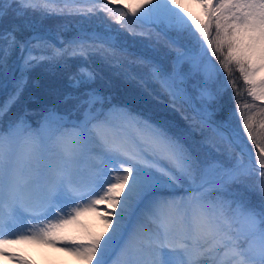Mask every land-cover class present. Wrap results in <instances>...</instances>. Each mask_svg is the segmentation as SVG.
<instances>
[{"label": "snow or ice", "instance_id": "snow-or-ice-1", "mask_svg": "<svg viewBox=\"0 0 264 264\" xmlns=\"http://www.w3.org/2000/svg\"><path fill=\"white\" fill-rule=\"evenodd\" d=\"M109 3L120 7L114 10ZM191 4L196 12L185 7L182 0H104L98 7L121 28L124 18L131 16L150 28L162 26L195 36L198 53L178 52L170 69L139 59L150 65L151 79L173 102H192L186 83L193 74L204 79L197 97L201 101L211 103L227 90L210 86L219 76L212 58L229 77L234 70L239 73L253 103L241 105L238 98L243 93L236 82L229 79L226 83L235 93V112L243 134L256 150L255 165L251 160L247 167L243 165L242 156L249 149L240 130L230 123L231 116L218 123L207 104L193 107L232 151L239 149L236 162L230 166L211 156L203 160L192 156L170 133L167 121L153 123L114 104L105 111L103 105L111 104V97L95 89L87 90L80 100L78 118L75 113H61L53 107L33 122L28 119L32 113L25 110L14 121L0 125V133L26 128L39 138L56 130L73 129L79 135L82 151L95 160L86 183L38 205L20 204L0 210V258L9 264H35L22 247L32 246L57 250L74 257L78 264H204L205 260L210 264H243L242 258L248 256L247 244L236 225L244 217L264 231V208H252L232 195L213 198V193L228 192L231 184L254 175L257 166L259 186L264 189V0H191ZM9 8L17 17L28 9L57 11L49 0H4L0 3V18ZM77 10L93 12V8ZM15 31L0 33V87L11 84L13 89L0 105V117L23 92L28 73L53 59L36 52L42 43L50 44L46 37L34 34L21 42ZM89 41L108 52L122 47L120 35L108 26L103 32L78 37L73 43L80 49L79 54H86L84 45ZM16 47L17 60L9 64ZM122 50L127 53V47ZM62 55L63 50L57 49L56 58ZM184 63L189 65L187 73L181 70ZM95 78V73L81 67L70 80L73 87H79ZM73 98L66 96L65 101ZM128 129L135 132V138ZM179 189L182 193L177 195ZM146 220L155 225L154 230L145 226ZM261 261L264 264V257Z\"/></svg>", "mask_w": 264, "mask_h": 264}, {"label": "trees", "instance_id": "trees-1", "mask_svg": "<svg viewBox=\"0 0 264 264\" xmlns=\"http://www.w3.org/2000/svg\"><path fill=\"white\" fill-rule=\"evenodd\" d=\"M3 2L4 0H0V3ZM50 3L57 11L47 13L41 8L28 9L23 16L17 17L9 8L7 14L0 18V33L12 31L15 28L16 39L21 42L28 40L34 34L46 33L61 40H67L79 27L90 29L93 26V28L98 27L104 30L105 26H108L112 32L120 35L121 41L133 43L134 50L158 61L172 59L175 53H178V46L172 44L162 33L152 31L149 27L138 28L124 20V26L121 28L115 21L109 20L107 13L99 9V2L83 5ZM15 7L16 5H12V8ZM87 8H93V12L77 10ZM98 15L101 19L97 18ZM57 49L63 50V55L59 58H56ZM84 49L86 54L81 55L76 44L66 43L63 47L56 46L53 42L45 47L41 44L36 50L37 54L52 56L53 59L43 61L28 73L27 85L5 115L0 117V125L14 121L23 115L25 110L32 113L28 119L35 122L45 110L53 107L61 113H75L76 117H79V112L82 111L77 109L80 100L85 98L84 94L87 90L95 89L104 97H111L113 103L134 110L137 114L146 113L152 118H161V120L171 118L173 123L190 128L195 134L194 139L200 140L203 134L199 126L205 123L197 121L191 113L185 114V110L173 102L157 82L149 77L145 78L142 72H146L147 65L140 63L135 55L117 49L114 52H108L92 44L91 46L85 44ZM18 55L19 48L16 47L9 56V64L16 61ZM81 67H86L95 73L96 78L90 83H81L79 87H73L70 77L77 76ZM226 76L221 88L227 90L212 101V119L218 123L226 121L228 115H236L237 101L233 98L235 93L231 85L226 83L227 80L235 81L237 89L242 91L243 94L238 98L241 105L253 103L252 99L246 95L239 73L234 70L231 77L227 74ZM2 89L0 87V90ZM12 91V85L9 84L0 99L1 105ZM69 95L74 98L65 101V97ZM232 125L242 130L239 115L232 120Z\"/></svg>", "mask_w": 264, "mask_h": 264}, {"label": "clouds", "instance_id": "clouds-1", "mask_svg": "<svg viewBox=\"0 0 264 264\" xmlns=\"http://www.w3.org/2000/svg\"><path fill=\"white\" fill-rule=\"evenodd\" d=\"M91 154L82 151L78 133L60 129L40 136L26 128L0 133V210L38 205L86 183L92 174ZM246 239L243 264H262L264 231L244 217L236 225Z\"/></svg>", "mask_w": 264, "mask_h": 264}, {"label": "rangeland", "instance_id": "rangeland-1", "mask_svg": "<svg viewBox=\"0 0 264 264\" xmlns=\"http://www.w3.org/2000/svg\"><path fill=\"white\" fill-rule=\"evenodd\" d=\"M79 5H83L85 3H90L91 1H96V0H77ZM103 1V0H101ZM104 2V1H103ZM185 7H188L190 11L196 12L197 9L195 8L194 5H190L188 3H184ZM110 6L116 7L119 9V5L109 3ZM98 19H101V16H97ZM109 20L114 21V18L109 17ZM124 20L127 21V23L137 26L138 28H143L147 25L142 24L140 21L136 20L135 18L128 16L125 17ZM150 28V27H149ZM152 31L162 33L164 37L166 36L167 39L174 45L181 44L182 50L178 48V52H184L189 55L198 53L199 48L198 45H192L191 43H196V38L193 35H190L188 31L184 32H175V31H169L166 29H163V27H151ZM104 30H101L98 27H90V29L87 28H77L71 36V43H73L78 37H80L83 33L91 34L93 32H103ZM115 33V32H113ZM176 35V36H175ZM48 39L49 42H56L58 45H60V40L50 37L49 35L43 36ZM53 39V40H52ZM91 42V41H89ZM94 43V42H91ZM49 43H42V47L47 46ZM197 44V43H196ZM133 43L127 42L122 40V47H127V52L130 54H133L137 57V59H140L141 57L144 58L145 60H152L154 63L162 64L165 68L167 67L170 69L173 61L176 60L177 58V53H175L174 57L172 59L167 58L166 60H156L148 55H145L144 53L134 50L132 48ZM121 48H117L119 50H122ZM185 47V50H184ZM123 51V50H122ZM210 55V54H209ZM166 61V62H165ZM212 63L216 65L217 70L219 71V76L215 79V82L212 83L210 86L213 90L219 89L222 87V85L225 82V78H227L226 73L220 68L219 63L215 60V58H212ZM170 64V65H169ZM146 67V66H145ZM150 65H147L146 67V72H142V75L146 77H150V72H149ZM189 65L188 63H184L181 66V70L185 73L188 72ZM154 81V80H153ZM156 82V81H155ZM158 86L161 87V85L157 82ZM204 86V79L200 74H193L189 76L186 87L188 90V93L190 94L192 98L191 103H185L180 100H176L175 102L179 104L184 110L185 114L187 113L190 114L199 122L203 123L204 121L201 119L200 115L196 113L194 110L193 105H195L197 108L201 107L202 104H207L208 108L210 111L213 109V104L208 103L207 101H201L197 99L199 95V89ZM9 87V85H8ZM7 87V88H8ZM7 88H3L0 90V99L2 98L4 92L6 91ZM162 88V87H161ZM165 94H167L165 92ZM247 95V94H246ZM168 96V94H167ZM244 96V95H243ZM9 96L6 97V101L8 100ZM170 98V97H169ZM5 101V102H6ZM146 101V100H145ZM3 102V104L5 103ZM2 104V105H3ZM118 105L117 103H113L111 101V104L105 103L103 105V108L105 111L111 107V105ZM1 105V104H0ZM120 106V105H118ZM134 112V110H130ZM146 114V113H145ZM238 113L236 115H228L227 120H229V117L231 116L230 123L232 124V120L237 117ZM148 114L144 116L145 118L149 119ZM152 118V117H150ZM156 121H160V119L152 118ZM164 121H167L169 123V131L170 133L178 138L180 142L185 146V148L191 153L192 156L196 157L198 160H203L209 156L212 158L219 160L223 162L225 165L230 166L231 164L235 163L237 160V154L239 152V149L237 148L236 151H232L231 148L228 146V144L223 141L217 134H215L211 128H209L206 124L201 125L200 127V132L203 134V136L200 138V140L194 139L195 134L194 132L188 128V127H182L178 124L173 123L174 121L171 120V118L168 120L164 118ZM153 123H156V121L151 120ZM128 134L135 138V132L132 129H128ZM241 132V139L244 141L246 147L249 149L248 153H244L242 156L243 160V165L245 167L248 166L249 161L251 160L252 164L255 165V148L251 146L246 139V136L243 134V131ZM261 182V178L259 177V169L257 166V171L254 175H250L247 177H243L241 179V182L239 183H233L229 186V191L228 192H223V193H213V198L216 196H224L228 197L229 195H232L235 199L237 200H243L245 201L250 207L255 208V209H262L264 208V189H262L259 185ZM180 191L182 189H179ZM178 190V191H179ZM178 193L180 195L182 191Z\"/></svg>", "mask_w": 264, "mask_h": 264}, {"label": "bare ground", "instance_id": "bare-ground-1", "mask_svg": "<svg viewBox=\"0 0 264 264\" xmlns=\"http://www.w3.org/2000/svg\"><path fill=\"white\" fill-rule=\"evenodd\" d=\"M182 2L192 5L191 0H182ZM179 191L177 190V195ZM145 226L149 230L155 229V225L148 220L145 221ZM22 247L25 248L27 254L31 257V259L35 261V264H78L74 257L67 256L66 254L61 253L57 250L32 246ZM0 264H9V262L4 258H0ZM204 264H210V262L205 260Z\"/></svg>", "mask_w": 264, "mask_h": 264}, {"label": "water", "instance_id": "water-1", "mask_svg": "<svg viewBox=\"0 0 264 264\" xmlns=\"http://www.w3.org/2000/svg\"><path fill=\"white\" fill-rule=\"evenodd\" d=\"M72 1V0H71Z\"/></svg>", "mask_w": 264, "mask_h": 264}]
</instances>
